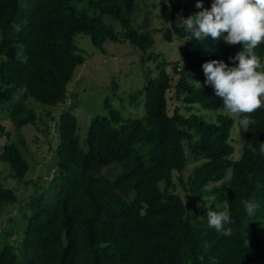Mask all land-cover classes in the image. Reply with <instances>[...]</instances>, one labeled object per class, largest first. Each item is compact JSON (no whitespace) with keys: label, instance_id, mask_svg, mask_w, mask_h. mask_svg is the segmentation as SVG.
<instances>
[{"label":"trees","instance_id":"trees-1","mask_svg":"<svg viewBox=\"0 0 264 264\" xmlns=\"http://www.w3.org/2000/svg\"><path fill=\"white\" fill-rule=\"evenodd\" d=\"M191 1L185 19L213 3L201 0L197 8L198 0ZM135 2L0 0V107L8 105L12 129L37 120L21 100L10 105L17 92L43 107L65 102L67 86L85 61L76 35H88L101 51L106 41L127 42L143 55L154 46L153 37L140 32L145 26L134 24ZM177 13L173 0L160 9L164 41L180 47L176 60L158 63L157 74L138 92L144 115L123 116L106 99V114L91 119L82 141L69 108L56 124L49 170L35 181H24L29 163L6 133L0 163L32 192L18 195L0 185V212L24 205L18 222L23 227L13 230L15 240L0 246V264L264 263V107L241 115L254 123L241 131V156L233 160L234 117L220 113L206 120L192 108L218 112L224 106L205 83L202 66L212 60L238 66L229 58L242 45L223 38L196 40ZM254 51L263 63L264 42ZM112 89L116 92L114 82ZM178 185L190 202L176 193ZM244 200L259 205L253 217ZM225 210L232 221L225 225L230 236L207 222L209 211Z\"/></svg>","mask_w":264,"mask_h":264},{"label":"rangeland","instance_id":"rangeland-1","mask_svg":"<svg viewBox=\"0 0 264 264\" xmlns=\"http://www.w3.org/2000/svg\"><path fill=\"white\" fill-rule=\"evenodd\" d=\"M167 1L136 0L135 2L138 10L135 11L137 19L134 24L137 22L145 26V28L141 27L140 32L150 34L155 41L154 46L145 55L131 47L127 42L113 43L106 41L103 45V51H101L91 44L88 35H76V46L85 61L76 68L73 79L67 86L68 95L65 102L53 108L43 107L31 99L23 98L22 91H19L10 103L12 105L14 102L21 100L28 109L35 112L37 118L35 125L23 127L20 131L12 129L8 105L0 107V153L6 142V133H11L10 142L16 144L30 166L24 181H35L40 175L45 176L48 172L52 155L50 144H53L56 138V124L59 116L69 108L72 109L71 112L76 117L78 134L82 141L85 139L91 119L97 115L106 114L103 108L106 99L123 116L130 115L139 118L142 113L144 115L143 95L138 92L143 89L148 77L151 78L157 74L156 66L158 63L163 60L167 62L176 60L178 48L180 47L178 42L168 43L162 37L164 26L159 15L161 7L167 4ZM173 2L177 7V17L182 22L189 9L194 7L192 1L173 0ZM78 7L80 6L78 5ZM145 18H147V22H144ZM104 23L112 26L115 31L120 29L118 23L108 18H104ZM147 54H151L150 59L147 58ZM261 70H264V59ZM113 82L117 87L116 92L112 89ZM134 95L136 97L132 100ZM73 97H75V101ZM171 106H173V103H171ZM192 113L206 117V120L213 119L220 113L232 116L225 110V106L218 112L203 111L197 106H193ZM234 119L235 125L230 143L235 149L232 159L237 160L241 156L243 147L241 131L245 129V126L240 123L239 119ZM19 140L22 141V144ZM193 166L194 164L187 167L184 173L185 178ZM230 173L229 170L227 172L229 177ZM174 180L178 183V179L175 178ZM23 183V181L17 182L11 179L8 168L0 163L1 186L16 189L18 195L28 196L32 190ZM176 193L185 202H190L189 196L185 194L180 185L177 186ZM23 206L22 203L7 205L0 212V246L4 242L15 240L13 230L17 229L19 231L23 227L22 224L18 223ZM255 264L264 263L257 262Z\"/></svg>","mask_w":264,"mask_h":264},{"label":"clouds","instance_id":"clouds-1","mask_svg":"<svg viewBox=\"0 0 264 264\" xmlns=\"http://www.w3.org/2000/svg\"><path fill=\"white\" fill-rule=\"evenodd\" d=\"M202 8L201 0L196 4ZM185 30L196 40L223 38L229 45H242V50L234 57L238 66L228 67L222 60H212L203 64L205 83L213 86L215 94L221 97L225 110L240 120L245 129L254 123L249 115L264 107V70L260 57L254 49L264 42V0H213L210 10L182 19ZM197 84L201 85L198 81ZM264 154V144L261 146ZM248 217H253L259 205L250 200L243 201ZM207 207H210L207 205ZM207 222L225 236L232 234L231 218L227 210L209 211Z\"/></svg>","mask_w":264,"mask_h":264}]
</instances>
